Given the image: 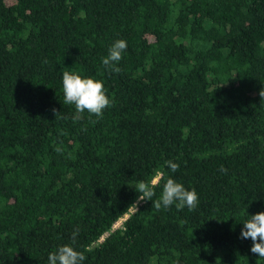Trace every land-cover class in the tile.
Returning a JSON list of instances; mask_svg holds the SVG:
<instances>
[{"label":"trees","instance_id":"trees-1","mask_svg":"<svg viewBox=\"0 0 264 264\" xmlns=\"http://www.w3.org/2000/svg\"><path fill=\"white\" fill-rule=\"evenodd\" d=\"M65 71L104 83L102 118L72 119ZM262 88L264 0H0V264H264L239 238L264 212ZM161 173L152 200L171 177L195 210L136 207Z\"/></svg>","mask_w":264,"mask_h":264},{"label":"clouds","instance_id":"clouds-1","mask_svg":"<svg viewBox=\"0 0 264 264\" xmlns=\"http://www.w3.org/2000/svg\"><path fill=\"white\" fill-rule=\"evenodd\" d=\"M127 49L125 40H116L109 48L108 55L102 58V66L110 71L119 72L117 66L123 59V54ZM62 86L65 105H74L75 114L72 119L79 121L84 118V113L87 112L90 116L95 115L98 119L103 117L104 110L110 108L113 101L106 94L105 85L102 81L91 77H82L79 74L65 71L62 74ZM259 96L264 99V88L259 92ZM55 118L58 116V111L53 109ZM57 152L61 149L57 148ZM171 173L179 171L180 165L169 160L166 162ZM219 171L227 174V169L223 166ZM162 173L157 174V177L150 182L139 181L136 184V192L138 193L137 203L140 201H152V205L157 209L167 210L175 205L178 210H183L187 207L190 211L195 210L199 203L197 192L188 190L185 186L175 179L169 177L163 184L162 192L159 199L153 201L155 195L154 188L162 179ZM78 230L73 232V241ZM240 239H250L252 241L251 253L264 259V212H258L250 215V219L243 222ZM102 240V239H101ZM86 260V255L83 251L76 250L71 244L60 246L57 250L49 253L48 264H83Z\"/></svg>","mask_w":264,"mask_h":264},{"label":"built area","instance_id":"built-area-1","mask_svg":"<svg viewBox=\"0 0 264 264\" xmlns=\"http://www.w3.org/2000/svg\"><path fill=\"white\" fill-rule=\"evenodd\" d=\"M135 208H131L130 212H132ZM128 216V214H125L123 217H121L114 225L113 228L119 227L122 223V221Z\"/></svg>","mask_w":264,"mask_h":264}]
</instances>
